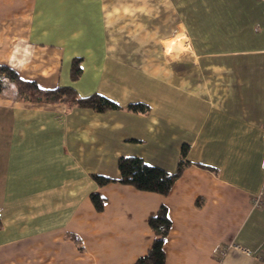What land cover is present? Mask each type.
<instances>
[{"label": "crops", "instance_id": "crops-1", "mask_svg": "<svg viewBox=\"0 0 264 264\" xmlns=\"http://www.w3.org/2000/svg\"><path fill=\"white\" fill-rule=\"evenodd\" d=\"M0 64L119 104L26 101L2 82L0 264L134 263L162 203L165 264H264L263 0H0ZM121 156L183 171L167 194L140 189Z\"/></svg>", "mask_w": 264, "mask_h": 264}, {"label": "trees", "instance_id": "trees-1", "mask_svg": "<svg viewBox=\"0 0 264 264\" xmlns=\"http://www.w3.org/2000/svg\"><path fill=\"white\" fill-rule=\"evenodd\" d=\"M81 71V58L76 57L73 59L71 67L72 78H78ZM5 75L15 81L22 100L64 103L68 107L73 105L89 106L97 110L119 107L117 102L104 96L100 92H95L90 95H81L72 85L43 87L37 80L22 77L15 68L6 64H0V91L3 88L2 77ZM129 106L134 109L146 108V105L142 103H132ZM182 153L183 156H185L187 153V146L183 148ZM119 168L121 170V177L119 180L123 183L132 184L140 189L154 190L162 194H167L183 171V161L179 163L175 171L171 172L161 166L151 165L137 156H121L119 158ZM94 176L100 184L106 183L112 179L111 177L101 174H95ZM91 198L97 209L100 210L103 208L105 201L103 195L99 192H93ZM148 221L154 231L152 245L147 253L141 255L131 264H165L166 253L164 242L172 225L167 206L162 203L158 211L149 216Z\"/></svg>", "mask_w": 264, "mask_h": 264}, {"label": "clouds", "instance_id": "clouds-1", "mask_svg": "<svg viewBox=\"0 0 264 264\" xmlns=\"http://www.w3.org/2000/svg\"><path fill=\"white\" fill-rule=\"evenodd\" d=\"M183 39H184L183 34H179L174 39L169 40V41H165V44H166L165 51L167 53H171L173 51V46L178 44ZM181 49H183V45H181ZM21 63H22V61H21Z\"/></svg>", "mask_w": 264, "mask_h": 264}, {"label": "built area", "instance_id": "built-area-1", "mask_svg": "<svg viewBox=\"0 0 264 264\" xmlns=\"http://www.w3.org/2000/svg\"><path fill=\"white\" fill-rule=\"evenodd\" d=\"M264 1V0H263ZM7 78V76H3L2 77V82ZM253 201H254V205L257 207H262L264 205V191H260L259 193H257L256 195L253 196ZM249 251V249L247 250ZM264 259V257H263Z\"/></svg>", "mask_w": 264, "mask_h": 264}, {"label": "rangeland", "instance_id": "rangeland-1", "mask_svg": "<svg viewBox=\"0 0 264 264\" xmlns=\"http://www.w3.org/2000/svg\"><path fill=\"white\" fill-rule=\"evenodd\" d=\"M180 42H181V43H182V45H183V40H181Z\"/></svg>", "mask_w": 264, "mask_h": 264}, {"label": "bare ground", "instance_id": "bare-ground-1", "mask_svg": "<svg viewBox=\"0 0 264 264\" xmlns=\"http://www.w3.org/2000/svg\"><path fill=\"white\" fill-rule=\"evenodd\" d=\"M173 58V57H172Z\"/></svg>", "mask_w": 264, "mask_h": 264}]
</instances>
